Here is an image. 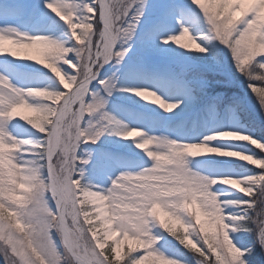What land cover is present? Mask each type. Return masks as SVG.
<instances>
[{"label":"clouds","instance_id":"obj_1","mask_svg":"<svg viewBox=\"0 0 264 264\" xmlns=\"http://www.w3.org/2000/svg\"><path fill=\"white\" fill-rule=\"evenodd\" d=\"M191 3L202 15L206 38L226 48L232 59V49H239L243 54L241 45L245 39L258 31L264 32V0H191ZM53 11L60 15L58 10ZM65 23L69 20L65 19ZM78 28L83 29L84 25H72L71 38L83 43L76 31ZM170 39L174 44L180 41L179 47L185 46L181 43L185 39L189 44L201 47L187 28ZM258 49V54L264 56V43H260ZM69 51V47L41 35H22L7 41L0 38V55L16 53L37 57L35 62L48 69L65 89L51 92L39 87L15 88L17 102L10 115L40 133L45 131L52 122L49 116L56 115L61 99L72 91L69 85L74 86V78L66 77L59 66L64 64L76 70L66 59ZM220 135L229 140L245 141L264 153V144L249 136L233 132ZM139 136L143 134L139 133ZM27 144V140H19L12 149L14 155L11 158H6L0 147V247L10 246L17 251L25 248L41 227L51 228L60 237L61 225L66 222L62 202L57 204L56 215L49 211L42 165L23 158ZM150 145L154 147L150 148ZM137 147L152 161L150 167L135 173L118 174L110 180L105 191H93L89 184L73 181L80 185V196L72 209L77 237L91 235L97 245L107 244L110 251L122 242L150 245L154 239L153 229L159 228L170 236L183 237L189 244L203 240L216 255L227 248L235 257L229 259V264H248L243 257L251 249L237 248L229 233H249L253 234L256 245L264 254V241L256 237L255 226L250 227L235 213L226 214L225 208L235 201L221 200L222 193L213 190L220 184L239 193H248L250 178H214L190 167L192 159L205 154L232 157L258 168H264V159L238 151L207 148L205 144L162 138L142 140ZM205 148L207 151H199ZM64 264H71L70 257Z\"/></svg>","mask_w":264,"mask_h":264},{"label":"rangeland","instance_id":"obj_2","mask_svg":"<svg viewBox=\"0 0 264 264\" xmlns=\"http://www.w3.org/2000/svg\"><path fill=\"white\" fill-rule=\"evenodd\" d=\"M49 2L51 0H0V33L7 35L19 33L27 36L41 35L56 40L65 47H72L74 41L71 38L68 25L45 7V4ZM63 2L71 6L70 10L75 18L82 11V5L91 3V0H63ZM189 5L195 9V14L201 15L190 0H144L143 15L132 34V38L127 43L116 45L117 50L127 49L124 58L118 64L113 60L99 71L98 79L114 84L111 95H106L96 81L91 82L90 91L93 94H99L105 101L102 111L119 122L123 126L122 130H137L143 136L123 139L119 135L106 132L94 144H81L77 150V157L78 159L86 158L89 160L86 165H78V170L84 173L82 183L106 189L110 180L118 174L123 172L135 173L150 167L152 161L147 158L144 150L135 146L144 138L154 137L174 140L179 143H200L205 141L208 136L218 137L223 132H233L238 135H247L259 143H264V112L260 109L256 95L251 93L248 88V81L236 71L228 50L216 42L206 40L209 45L216 48L219 60L210 64H202L192 58L191 53L195 49L192 48L187 39L181 41L186 46L184 49L171 41V37L178 35L183 28H187L199 44L203 43L202 38H199L201 32L197 25L182 20L181 13L185 16L187 11L190 12ZM170 6L175 8L174 12L177 14L166 17L168 24L165 23L166 26L161 29L158 28L151 34H144L145 29L152 27L156 21L160 20ZM56 20L64 22L65 32L63 27L57 29ZM201 21L204 24V21ZM204 26L206 28L205 24ZM76 31L78 32L80 29L78 28ZM10 38L18 39L14 36ZM165 39L168 40L167 44L161 42ZM36 59L37 57L31 61L23 60L2 54L0 55V77L6 79L13 88L39 87L51 92L65 91L53 75L48 76L44 73L46 68L37 64ZM68 59L74 61L73 56H69ZM161 61H169L171 64L176 61L178 63L172 67L179 70L189 71L187 69L192 66L197 67L198 70L183 73L179 82L173 79L171 70H164L159 73L156 71L157 67L154 66ZM185 61L190 64L186 65ZM59 66L66 77L74 74V71L67 65L61 64ZM209 72L214 77V81H227L229 83V87H232V90L237 94L238 101H241V105L244 107L241 110L254 114L248 115L261 123L259 130L256 131L255 128L246 125L242 121V117H238L233 109L225 106L218 108L212 103H200L206 89L214 88L212 92H217L216 85L212 84L213 81L205 83L202 79L208 77ZM193 75L200 78H193ZM253 83L257 87L262 86L259 81ZM137 90L151 91L163 102L176 103L181 106L171 112H165L152 98L143 100L134 95ZM211 97L215 98V96ZM63 99L64 97L61 101ZM46 103L51 102L46 101ZM97 118L98 116H85L82 126H86L89 119L94 121ZM49 119L52 117L49 116ZM3 130L6 135L16 140H27L33 143L43 140L40 132L28 128V125L20 121L18 117L4 120ZM207 146L218 148L220 151L242 152L246 155H252L253 158L260 157L259 150L245 141L215 139L208 141ZM0 147H3L5 157L11 158L14 155L12 149L6 150L8 146L0 145ZM149 147L152 148L154 145ZM23 158L29 159L28 156ZM190 167L195 172L214 178L243 179L260 171L254 165H249L232 157L216 156L215 154H205L192 159ZM213 190L222 193L221 200L239 201L246 199L242 193L224 185L217 184ZM52 206L55 207L54 202H52ZM238 211L234 207L225 208V213H237ZM249 226L251 227V225ZM152 235L154 238H158V243L154 245V248L165 257L176 260L179 264H197L198 254L187 248L178 250L174 245L168 243L170 238L177 241L172 236L159 228L153 229ZM229 236L237 248L241 250L251 249L243 257L248 264H264V254H261L259 246L256 245L253 234L229 233ZM89 240H91L90 235ZM56 241L60 245L58 236ZM129 247V243H122V259L127 258L124 254L128 252ZM132 247L136 251H143L136 245H132ZM104 250L108 251L107 244ZM61 251H63L62 245ZM0 263L3 264L2 256H0Z\"/></svg>","mask_w":264,"mask_h":264},{"label":"snow or ice","instance_id":"obj_3","mask_svg":"<svg viewBox=\"0 0 264 264\" xmlns=\"http://www.w3.org/2000/svg\"><path fill=\"white\" fill-rule=\"evenodd\" d=\"M45 7L53 13H55L53 9L58 10L60 15H56V13L55 15L60 20L64 22L65 19L69 20L67 25L71 37L72 25H84L83 30L78 31L79 39L83 43L72 39L74 43L72 47H69L70 51L66 57L67 60H69V56L74 57V61L71 63L76 70L73 75L68 76L74 78V86H70L72 91L67 92L64 96L56 109V115L52 117L51 124L41 133L43 140L35 143L28 141V150L24 153V156L29 157L25 160L38 161L42 165L43 177L48 190V209L53 215H56L57 204L62 202L66 209L64 214L66 222L61 225L60 245L56 241V231L48 227H41L35 238L31 239L26 247L19 251L10 246L0 247L3 264H64V261L69 257L71 264H179L178 261L165 257L154 248V245L158 243V238H154L150 245H139L138 247L143 251H136L132 247L134 244L129 243L128 252L124 254L127 258L122 259L121 245L123 242L106 252L105 245H97L91 235V240H89V235L86 238L75 235L76 218L72 209L80 196V185H83L84 177L83 171L78 170V165L83 166L89 163L86 158L78 159V147L81 144H86V141L91 144L96 143L106 132L119 135L123 139L133 136L140 137V131L122 130L123 126L119 122L102 111L105 101L99 94H93L90 91V84L96 81L106 95H111L114 84L98 79L99 71L113 60L118 64L124 58L127 49L117 50L116 45L127 43L132 38L143 15L144 0H91V3L82 5V11L75 18L70 10L71 6L65 4L63 0H51L45 4ZM174 11V8H169L164 15L171 16ZM13 36L19 38L22 34L0 33V38L6 41L12 40L10 37ZM161 42L167 44L168 40L165 39ZM179 43L180 41H177L176 45ZM260 43H264V32L258 31L242 43L243 54L239 49H232L234 57L232 61L236 71L248 81V88L251 93L256 95L260 109L264 112V56L258 54ZM191 46L196 52L206 51L203 47L197 48L196 44H191ZM12 57L30 61L35 59L33 55L20 54L18 56L16 53H13ZM254 81L261 82L262 86H255ZM134 95L143 100L152 98L165 112H171L178 106L176 103L163 102L151 91L137 90ZM16 102V89L11 87L6 79L0 77V145L8 146L6 150L13 149L19 141L6 135L3 130V121L14 119L10 114ZM85 116H98V118L94 121L89 119L87 125L82 126ZM153 139L155 138H144L143 140ZM215 139L225 138H222L221 135L218 137L208 136L200 144L207 145L208 141ZM137 144L136 148H138ZM207 148L215 147L207 146ZM207 148L199 151H207ZM256 159H264V153H260V157ZM256 169L260 171L246 177L250 178L248 185L250 191L242 193L246 199L235 201L228 207L238 209L239 211L235 214L243 218L246 224L254 225L256 237L264 241V168L256 167ZM74 180H79L80 185L73 184ZM89 187L93 191L106 190L95 185ZM52 202L55 207L52 206ZM172 237L184 248L198 254L197 264H229L230 258L235 259L227 248L216 255L203 240L193 241L189 244L183 237L177 238L174 235ZM61 245L63 251H61Z\"/></svg>","mask_w":264,"mask_h":264},{"label":"trees","instance_id":"obj_4","mask_svg":"<svg viewBox=\"0 0 264 264\" xmlns=\"http://www.w3.org/2000/svg\"><path fill=\"white\" fill-rule=\"evenodd\" d=\"M189 7H190V12L189 11H187V13L185 12L186 13L185 16L181 13L182 20L183 21H189V22H192L193 24L197 25L198 30L201 32V34L199 35V38H202V41H203V43H201L200 46L206 49V51L203 53H199V52H196L195 50H193L191 53L192 58L196 62L202 63V64L214 63V62H216V60H219V57L216 54V48L209 45L207 43L208 41H206V40H208L206 38L207 37V29L205 28L203 22L201 21V20H203V18L201 17V15L195 14L196 11L194 8H192L190 5H189ZM169 8H174V7L170 6ZM168 9H166V11ZM178 11H179V9H178ZM173 14H177V13L174 12ZM166 17H168V16L163 15V17H161L160 20L156 21V23L152 27H150V28L147 27L145 29L146 31H144V34H146V35L151 34L154 31H156L158 28L161 29L162 27L166 26L165 23L168 24V22H166V20H167ZM55 24H56L57 29H61L63 27V31L64 32L66 31V27H65L64 22L56 20ZM80 30H83V29H80ZM177 63L178 62H176V61L173 62V64H171L169 61H165V62L161 61V62H159V64H156V66H154V67L155 68L157 67L156 71H158V73L162 72L164 70H166V71L171 70L172 76L174 77L173 79L176 81H179V82L182 79L183 73L186 74V72H189V71L193 72V71L198 70L197 67H193V66L190 67L189 69H187L189 71L179 70V69L172 67L173 65H176ZM184 63L186 65L190 64L188 61L187 62L185 61ZM182 69H184V68H182ZM44 73L48 76H52V74L50 73V71L48 69H46V71ZM210 75H211V72H209L208 77H205L202 79L205 83H210L211 81H213L212 84L216 85L217 92H214V93L212 92V91H214V88H212L211 90L206 89L204 91V95L201 98L200 103L201 104L212 103L218 108L225 106V107H228L230 109H233L236 111L238 117H242V119H243L242 121H244V123H246V125H249V126L255 128L256 131L259 130L261 123L258 120H254V118L252 119L251 116L248 115V114H252V113H249L248 111L243 112L241 110L244 107L241 105L242 104L241 101H238V97L236 96L237 94L232 90V87H229V83L227 81L216 82V81H214V77L212 75L211 76ZM193 78H200V77L193 75ZM211 96H215V98L213 99ZM246 114H247V116H245ZM252 115H254V114H252ZM29 127L30 126L28 125V128ZM30 129H32V128L30 127ZM32 130H34V129H32ZM245 234H247V233H245ZM168 243H170L171 245H174L178 250H185V248L183 246H181L178 243V241H173L172 238H170L168 240Z\"/></svg>","mask_w":264,"mask_h":264},{"label":"bare ground","instance_id":"obj_5","mask_svg":"<svg viewBox=\"0 0 264 264\" xmlns=\"http://www.w3.org/2000/svg\"><path fill=\"white\" fill-rule=\"evenodd\" d=\"M181 105H178L176 108H180Z\"/></svg>","mask_w":264,"mask_h":264}]
</instances>
